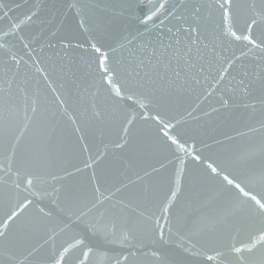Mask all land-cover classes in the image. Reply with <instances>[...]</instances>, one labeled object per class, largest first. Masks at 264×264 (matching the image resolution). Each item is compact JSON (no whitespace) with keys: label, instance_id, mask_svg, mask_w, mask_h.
Instances as JSON below:
<instances>
[{"label":"water","instance_id":"obj_1","mask_svg":"<svg viewBox=\"0 0 264 264\" xmlns=\"http://www.w3.org/2000/svg\"><path fill=\"white\" fill-rule=\"evenodd\" d=\"M215 2L0 0V264H81L80 239L84 264H240L230 247L250 242L244 264H264V215L234 187L264 203V47L228 33L264 39V0L205 7L182 30L187 5ZM93 45L119 69L112 85ZM153 52L161 74L182 69L176 83L143 75ZM101 214L107 240L85 227Z\"/></svg>","mask_w":264,"mask_h":264},{"label":"snow or ice","instance_id":"obj_2","mask_svg":"<svg viewBox=\"0 0 264 264\" xmlns=\"http://www.w3.org/2000/svg\"><path fill=\"white\" fill-rule=\"evenodd\" d=\"M164 5L163 4H159V5H155L153 7V13L155 14V10L157 8H163ZM187 7H189L191 9V13L189 16L187 17H183L184 19V23L187 24V28L182 29L183 31H185L188 34H191L193 32H196L199 28H200V24L198 23L199 18L201 17V12L202 9L205 7H211L216 9L217 11H219L222 15V17L224 16H230V15H234V7H233V0H216V2L212 5H197L195 3L189 4L187 5ZM152 16L149 15L147 17L146 20H144L143 22L145 24H147L148 21L152 20ZM247 31H251V24L249 25V28L247 29ZM228 33L234 37L236 40H241L244 39L246 41H248L249 44H252L254 47L256 48H261L264 47V39H260L259 43H257V40L254 39L251 35H237V33L235 31H233L231 28L228 29ZM94 51L96 53H99L100 56L98 57V69L100 70V72L102 73L101 79L104 80V82L108 85H112L113 84V77L114 75L119 71L118 68L116 67H112L109 64V57H108V53L107 52H101V49L99 47H96L95 45L92 46ZM153 60H155V63H153ZM16 63H19V61H17ZM160 58L157 57L155 55V53L153 52L152 55L148 56L146 59H141L139 62L138 67L141 68V71H143V69L147 68L149 69V71H143V75L145 76H149L151 75H155L160 77L161 79H163L164 77H167L169 75V72L171 73V76L173 77L170 82L171 83H176V81L180 78L181 76V68H172L170 67L171 62H169L168 65H165V68L167 69L163 74H161L160 70L157 68V65L160 64ZM184 63L186 65H188L189 67L192 66V62L191 60H185ZM177 64L179 65V61H177ZM141 71L136 72V75L139 76L141 75ZM247 73H244V76L247 77ZM240 85H242L243 87L241 88L242 93L244 94H248L250 88L252 87V80H249L247 83L245 82V80L242 78L240 80ZM115 91V94L117 97H121V88L120 87H115L113 89ZM123 99V97H121ZM264 102V101H262ZM224 106L227 107L228 103L227 101L224 102ZM157 120H159V117H156ZM165 128L168 127L167 124L164 125ZM165 136H168V133L165 132L164 133ZM169 140H171L172 144H177V140L173 139L172 137H168ZM195 159H199V157H195ZM208 168L211 170V173L219 175V173L217 172V168L213 167L212 164L208 165ZM5 171H7V169H5ZM224 180L227 181L228 185H233L234 181L233 179H229L228 176H224ZM26 182L28 185H32L33 184V179L32 178H27ZM234 187L236 189L239 190V193H242L244 197H248L250 201L254 202V206H253V210L257 213H259L260 215H264V203L261 202V199H258L256 195H249L248 191H245L244 187H241L240 183H235ZM175 195V194H173ZM258 206V207H256ZM24 207H27V205H24ZM42 211V210H41ZM168 212V208L164 207L161 210V218H164V214ZM16 215H19V213L13 212L10 216V219L15 217ZM47 215V214H45ZM154 224L156 226V234L159 238V240L164 241L165 239V233H164V229L162 227H160V220L157 219L154 221ZM7 226V225H6ZM85 227L88 229V231L90 232L91 235L93 236H98L104 240L108 239V231H107V224L104 222V216L103 214H101L100 218L94 221H90L88 222ZM169 231H171V229H169ZM116 232V225L113 222L111 225V234H115ZM132 233L129 230V233L127 236H125V239H129V237H131ZM0 239H7V233L6 232H0ZM259 240L264 241V230H262V234L258 237ZM78 244L80 245H84V247H87L89 250L88 251H84L83 252V257L81 259V264H84V262L87 260L89 254L92 252V247L85 244L84 239H80L78 241ZM257 250V244L256 243H249L247 245H241V246H237L236 244L231 245L230 247V252L236 257L237 261L240 262V264H244V262L247 260L246 257H244L243 255H241L242 252L247 251L248 253H253L254 251ZM153 256H157V253L155 251H153ZM217 255L219 256H223L224 253L223 252H217ZM160 257L157 256V259H159ZM124 260H128V256H124L123 257ZM208 260H212L213 256L209 255L207 257ZM117 264H120L119 261H117Z\"/></svg>","mask_w":264,"mask_h":264}]
</instances>
